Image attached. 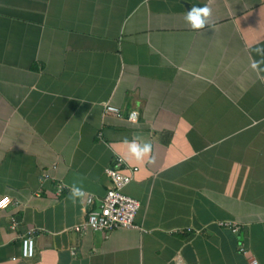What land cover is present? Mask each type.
Segmentation results:
<instances>
[{"label": "crops", "instance_id": "0c3cea01", "mask_svg": "<svg viewBox=\"0 0 264 264\" xmlns=\"http://www.w3.org/2000/svg\"><path fill=\"white\" fill-rule=\"evenodd\" d=\"M192 6L211 10L203 29ZM257 46L264 0H0V264H264ZM134 137L151 162L128 156ZM115 154L135 166L134 226L73 229ZM81 180L94 199L74 205Z\"/></svg>", "mask_w": 264, "mask_h": 264}, {"label": "built area", "instance_id": "2783aa9c", "mask_svg": "<svg viewBox=\"0 0 264 264\" xmlns=\"http://www.w3.org/2000/svg\"><path fill=\"white\" fill-rule=\"evenodd\" d=\"M103 113L119 115L121 113L119 107L114 104L104 103L102 107ZM138 112L136 109H130L126 113L129 121H136ZM124 169V170H123ZM135 166H127L123 158L115 154L111 163L104 166L103 171L110 180V185L106 188L102 196L97 198L95 207L89 208L83 220L73 225L75 230H83L91 228L98 231H107L117 226H134L133 217L138 208V200L123 192L122 187L131 179L132 171ZM47 177V174H43ZM59 186H57V190ZM94 197L87 193L85 200L91 203ZM10 202L8 195H0V208ZM219 224L227 225L231 230H236L238 224L230 220H219ZM14 221L10 222L13 227ZM33 228H28L20 235V253L24 257L33 254L34 242L32 238ZM240 250L244 251L242 247ZM253 260V259H252Z\"/></svg>", "mask_w": 264, "mask_h": 264}, {"label": "clouds", "instance_id": "9594fccd", "mask_svg": "<svg viewBox=\"0 0 264 264\" xmlns=\"http://www.w3.org/2000/svg\"><path fill=\"white\" fill-rule=\"evenodd\" d=\"M211 15V10L207 6H192L184 16V20L187 25L193 30L203 29L208 21V17ZM251 51H254L257 56L261 57L260 61L254 62L252 67L256 68L259 63H264V47H254ZM128 145L127 154L129 157L137 162L144 161L148 158V162H151L152 145L150 142H140L139 137H134L131 141H125ZM81 181H74L69 188L68 199L75 205L78 201L83 200L86 193L81 186Z\"/></svg>", "mask_w": 264, "mask_h": 264}]
</instances>
